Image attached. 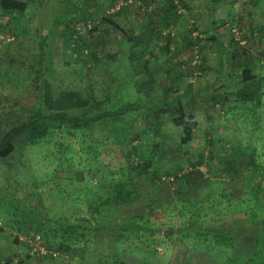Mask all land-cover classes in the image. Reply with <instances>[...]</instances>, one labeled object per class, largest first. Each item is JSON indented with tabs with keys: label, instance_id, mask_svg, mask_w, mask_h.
<instances>
[{
	"label": "rangeland",
	"instance_id": "rangeland-1",
	"mask_svg": "<svg viewBox=\"0 0 264 264\" xmlns=\"http://www.w3.org/2000/svg\"><path fill=\"white\" fill-rule=\"evenodd\" d=\"M15 1L26 4L19 21L0 18V134L29 116L39 103L44 82L52 86L54 95L74 91L83 100L113 98L105 108L134 102L142 96L149 110L159 98L165 73L170 71H183L185 77L172 86L169 98H178L183 112L192 116L195 125L193 140L181 145V128L172 123L177 111L151 110L152 114L161 115L162 133L152 141L163 150V156L153 161L152 168H157V176L164 180L132 175L137 177L134 179L140 201L122 206L111 215V221L118 222L141 215L149 223L136 222L139 233L127 231L120 238L109 231L88 237L87 241L80 239L69 251L56 250L58 237L56 241L45 239L43 232L29 225L38 216L53 220L68 215L67 200L59 188L69 193L68 204L72 206L80 200L77 197L87 194L88 183L95 185V178L84 170L86 156L80 149L81 141L78 136L63 140L65 157L75 167L69 169L66 162L60 169L64 173L55 180L50 178L55 164L44 159L41 145H28L24 139L16 142L9 158L0 159V264L10 259H23L29 264L37 260L40 262L36 264H264V229L241 220L210 223L209 218L195 217L191 211L178 213L181 204L187 206L209 189L203 184L198 191L184 190L179 194V181L175 178L188 171L190 164L200 163L198 170L206 181L225 184L231 177L222 172L223 161L232 154L238 161L237 181L242 182L252 173V167L244 165L252 154L259 169L251 186L261 182L264 83L259 84L256 93L246 91L253 103L241 102L237 84L243 65L231 62V57L238 49L242 55L245 49V59H252L254 72L264 75V0H174L181 7L179 18L173 17L171 26L161 24L160 10L167 8L166 0ZM117 5L119 9L115 11ZM105 17L120 29L111 28L103 20ZM155 21L161 24L156 28L160 34L152 37L149 31L154 32ZM95 25L99 33L93 36L88 26ZM72 30L87 43L92 42L88 43L92 45L89 52L74 47L69 34ZM167 41L169 53L165 48ZM145 47L149 50L138 68L132 54ZM41 50L45 58L39 78ZM149 79L152 87L138 93L140 81ZM149 119L141 110L118 120L116 128L132 123L131 136L142 134L122 147L123 153L137 145L147 153L144 146L149 139ZM99 132L100 128L94 129V133ZM135 163L140 164V160L135 159ZM175 166H181V172L175 171ZM168 170L173 173L167 177ZM226 185L231 198L234 188ZM215 189V194H219V189ZM260 198L264 199V193ZM144 202L156 206L149 216ZM200 204L196 203V207ZM181 227L188 228L185 234L191 238H181ZM253 235L257 242L251 238ZM35 237H39L38 246L56 255H30Z\"/></svg>",
	"mask_w": 264,
	"mask_h": 264
},
{
	"label": "trees",
	"instance_id": "trees-1",
	"mask_svg": "<svg viewBox=\"0 0 264 264\" xmlns=\"http://www.w3.org/2000/svg\"><path fill=\"white\" fill-rule=\"evenodd\" d=\"M140 3H145V0H140ZM166 3L167 8L160 10V15H163V17H160L162 19L161 24L171 26L173 17L179 18L178 9L181 7V4L175 3L174 0H166ZM25 9L26 4L23 2L0 0V18H4L9 22L19 21L18 19L23 16ZM103 20L111 28L116 30L120 29L110 18L105 17ZM155 23H157L154 28L155 33L152 30L149 31L152 37L160 34L156 32V28L161 24L156 21ZM88 28L89 33L93 36L95 33H99L97 25L92 28L88 26ZM69 34L71 39H73L72 42L75 44V48H85L87 52L91 50L89 47L92 46L90 45L92 43L91 41L88 44L83 39V36L74 30L69 32ZM41 38L42 40L45 39L43 36ZM167 42L165 48L166 52L169 53L168 47L170 41ZM188 42L191 43L192 41ZM234 44L236 48H239L238 43L234 41ZM148 50L145 47L140 53L136 51L132 54V59L136 67L139 68L141 66L142 58ZM238 51L239 49L231 57V62L237 64L241 62L243 65L239 74L237 84L239 89L237 94H239L241 102L246 104L248 101H251L253 103L252 96L247 95L246 91L249 89L252 93H256L259 84L264 83V75H261L260 72H254L252 69V63L254 62L250 58H247L248 60L245 59L248 57V52L245 49H242V55ZM90 57L95 58V54H91ZM44 58L45 53L41 50L38 61L39 78L42 74L41 65ZM50 62L52 63V59H50ZM63 64L66 65L65 62ZM165 76L166 79L161 83L159 98L156 102H152V107L149 110L142 96L134 102L125 101L117 107L105 108V105L108 104L110 106L112 104L113 98L108 96L99 101L94 99L83 100L74 91L56 92V95H54L52 86L44 82L41 86L42 91L39 103L30 112L29 116L0 134L1 160L9 158L15 149V143L21 139H24L25 143L31 146L36 144L41 145L45 150L43 152L44 159L49 161L50 165L55 164L50 176L52 178L51 180H55V178L59 179V176L64 173V171L60 170L62 165L68 163L67 166H69V169L75 167L65 157L62 148L64 145L63 140L66 137L78 136V139L81 141L80 149L86 156L84 170L87 171L89 177L95 178V185L88 183L90 188L85 187V191L89 189L86 192L87 194H84L82 198L77 197L80 200L71 203L72 206L68 204L69 193L64 188H59L64 201L67 200V207L69 208L68 215H61L53 220L40 218L39 216L34 220H30L34 224L29 226H36L37 232H43L45 239L50 237L56 241V237H58L59 243L55 247L56 250L64 249L69 251L70 247L75 242L80 241V239L87 241L88 237L103 235L109 233V231H113L119 238L123 237L127 231L128 233H139V230L135 227V223H149V219L141 215L130 216L127 222H118V220L111 221V215L122 206L140 201V195L137 192L134 179L137 177H133L132 175H147L150 180L158 179V182H161V179L164 180V178L157 176V168H152L155 165L153 161L157 160L160 157L159 155L163 156V150L152 141L154 136L162 133L161 120L159 119L161 115L152 114L153 112L151 110L155 111V113H165L166 110L175 109L177 114L173 118L172 123L175 127L181 128L182 137L180 144L187 145L193 140L195 123L192 120V116L183 112L178 98H169L172 86L176 82L183 81L185 75L183 71H170L166 72ZM152 83L153 81L150 79L140 81L137 92L141 93L144 89H150ZM141 110L146 111V114L150 117L147 128L150 132L146 133V135L149 134V139L144 146L147 153L142 151L140 145L132 146L126 153H123L121 148L126 147L128 142L133 140V138H141L142 134H136L132 137V123H125L120 129L116 128V123L119 119L123 120L129 113H136ZM95 128H100V132L97 134L94 133ZM59 133H62L64 136H60ZM231 155L225 157L222 167V172L231 177L225 183L228 185V188L230 186L234 188L231 198L223 182L218 181L211 184L205 180L204 174L198 170L200 163L190 164L188 171L175 176L176 180L179 181L177 193L182 194L184 190L198 191L199 186L203 184L208 186L209 192L203 193L199 199L195 197L194 199L196 200L190 202L187 206H185L186 204H181L178 213L183 214L185 211H191L195 217H201L203 220L209 218L210 223L241 220L247 222L249 225L264 229V199L260 198L264 193V168H261L263 169L261 182L251 186L259 169L258 165L254 163L251 154L249 156L250 158L247 157L249 159L248 163L244 165L250 166V168L252 167V173L248 177H244L242 182H239L237 178L240 173L236 164V155ZM135 159L140 160V164H134ZM181 170V166H175V171L181 172ZM172 173L168 170L165 172V175L168 177ZM56 174H58L57 177L55 176ZM91 188H95V190L92 191ZM215 188L217 190L219 189V194H215ZM200 202L202 204L196 207V203L198 204ZM144 204L146 206L147 216H149L151 214L150 212L156 209V206L149 203L146 204L145 202ZM171 210L173 211L175 209L171 208ZM190 219L195 218L192 217ZM130 222H132L131 226L129 224ZM188 228H190L189 223ZM188 228L181 227L179 230L183 240L191 238V235L187 236V233L185 234ZM18 230L19 232L21 231V229ZM251 238L257 242V239H255L256 235L255 237L253 235ZM84 248H87V243L84 245ZM4 264L8 263L5 262Z\"/></svg>",
	"mask_w": 264,
	"mask_h": 264
},
{
	"label": "built area",
	"instance_id": "built-area-1",
	"mask_svg": "<svg viewBox=\"0 0 264 264\" xmlns=\"http://www.w3.org/2000/svg\"><path fill=\"white\" fill-rule=\"evenodd\" d=\"M119 9V5L114 9L115 11ZM237 34V33H235ZM2 222L0 221V231L2 230ZM35 241H33L31 244H30V250H31V253L30 255H33L34 253H37L41 256H47L48 254L52 255V256H55L56 254L52 253V252H49L47 251L44 247L42 246H38V243H39V237H35L34 239Z\"/></svg>",
	"mask_w": 264,
	"mask_h": 264
},
{
	"label": "crops",
	"instance_id": "crops-1",
	"mask_svg": "<svg viewBox=\"0 0 264 264\" xmlns=\"http://www.w3.org/2000/svg\"><path fill=\"white\" fill-rule=\"evenodd\" d=\"M5 262H7L8 264H29L27 261H24L23 259H10V260H6ZM39 262L40 261H38V260L35 261V262L31 261L30 264H36V263H39ZM4 263H2V264H4Z\"/></svg>",
	"mask_w": 264,
	"mask_h": 264
}]
</instances>
